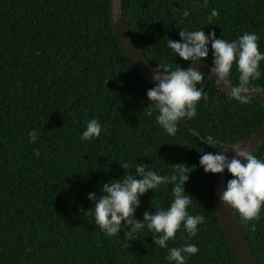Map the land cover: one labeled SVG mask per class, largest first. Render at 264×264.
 <instances>
[{
  "label": "trees",
  "instance_id": "trees-1",
  "mask_svg": "<svg viewBox=\"0 0 264 264\" xmlns=\"http://www.w3.org/2000/svg\"><path fill=\"white\" fill-rule=\"evenodd\" d=\"M108 8V0H0V264H175L166 259L168 251L185 243L199 248L187 264H239L214 207L213 174L205 173L199 159L219 151V142L254 134L264 120L262 105L253 98L246 104L229 98L204 77L197 87L207 99L197 103L194 118L184 120L201 138L212 136L217 143L210 147L181 121L169 136L156 122L158 112L148 115L146 93L153 86L125 55ZM122 9L155 68L189 66L167 47L168 39L181 40V29L215 31L229 42L254 33L264 54V0H207L206 7L205 0H122ZM213 9L219 15L209 24ZM201 62L213 66L210 44ZM260 71L251 88L264 87V61ZM238 76L234 64L232 85ZM92 119L101 124V134L84 141ZM34 129L38 138L30 142ZM253 154L264 160V143ZM124 163L133 175L144 163L146 170L169 177L174 164L186 163L184 189L192 197L187 211L205 217L197 234L189 238L182 225L168 248L155 245L146 226L132 237H125L130 226L105 235L89 211L95 202L88 194L102 195L103 183L122 179L128 171L120 166ZM231 178L226 171V182ZM172 187L164 184L142 195L135 218L143 220L155 207L167 209ZM237 216L264 264V206L259 222L244 223Z\"/></svg>",
  "mask_w": 264,
  "mask_h": 264
},
{
  "label": "clouds",
  "instance_id": "clouds-1",
  "mask_svg": "<svg viewBox=\"0 0 264 264\" xmlns=\"http://www.w3.org/2000/svg\"><path fill=\"white\" fill-rule=\"evenodd\" d=\"M207 0H205V7ZM184 17L189 15L185 10ZM219 12L213 9L208 17L209 24ZM181 40L168 39L167 47L184 61L189 62L187 68L177 67L172 70L168 65H160L154 70L153 80L157 83L147 90V99L151 110L158 112L157 124L162 127L169 136H174L178 131V123L183 119L190 120L196 116L197 103L207 99V95L201 85L204 81V73L197 70L194 65L205 60L209 55L211 45L213 66L210 68L212 78L219 85L230 87V96L240 103H250L249 95H242L254 91L251 82L261 76L260 62L264 61V54L259 50L258 36L254 33L245 32L231 42L222 38H216L215 31L206 34L202 29L194 31L182 30L179 33ZM237 66L239 73L237 85H232L229 77L233 65ZM102 131L101 124L92 119L87 122L81 139L90 141L99 137ZM30 142H35L38 133L34 129L29 132ZM204 141L214 148L217 143L212 136L203 138ZM223 145L215 154L204 152L199 159V166L205 173H223L225 169L232 178L227 181L226 189L220 193V201L231 206L244 223L251 221L259 222L260 212L264 206V160L258 159L246 148L239 144L231 146L234 155L229 158L222 152ZM35 154L40 155L36 150ZM186 163L174 164V173L162 176L148 169L144 163L135 166L133 175L128 163L120 166L128 170L122 179H113L101 186L102 195L97 193L88 194L89 200L94 201V208L90 209L96 225L101 231L109 236H116L122 228L130 230L125 232V237L143 230L145 226L153 233L154 244L160 248H168V241L175 239L177 232L183 225L189 238L195 236L198 225L205 222L203 215H190L187 211L191 204V196L186 195L184 184L189 180V169ZM192 170L195 169L196 165ZM191 170V171H192ZM137 177H140L137 179ZM171 183V191L174 199L167 209L155 207L154 213L145 211L143 220L135 218L136 209L140 205V197L149 190H155L159 186ZM252 231L256 225L251 224ZM196 244L185 243L182 247H172L166 257L175 264H187L188 259L198 253Z\"/></svg>",
  "mask_w": 264,
  "mask_h": 264
},
{
  "label": "water",
  "instance_id": "water-1",
  "mask_svg": "<svg viewBox=\"0 0 264 264\" xmlns=\"http://www.w3.org/2000/svg\"><path fill=\"white\" fill-rule=\"evenodd\" d=\"M108 5L110 25L125 55L128 57L129 61L139 72V74L148 83L154 86L157 82L153 80L152 77L156 68L153 67L145 59L143 52L138 47L135 38L132 35L129 26L125 20L122 9V0H108ZM194 67L204 73L205 77L210 79L221 93L225 94L229 98H232L230 96V87L219 85L215 81L214 76L212 78L209 77L211 76L210 68L212 67V65L206 62H199L198 64L194 65ZM252 89H254V91H250V93L242 95H249L250 98H253L258 101L262 105V108L264 110V87H255ZM181 122L190 130V132L194 133L196 136L201 138L200 133L191 129V127L186 123L183 118ZM201 139L204 141L203 138ZM219 143L220 149L223 145L222 152H224V154H226L229 158L234 155V153L231 151V146L234 144H239L241 148H246L249 152L253 153L261 144L264 143V120L260 128L249 137L237 140L229 144H226L224 142ZM226 171L227 169H225L222 174H213V198L218 220L223 229L228 245L233 251L238 263L259 264L243 232L237 214L234 212L231 206L220 201L219 195L226 189L227 185Z\"/></svg>",
  "mask_w": 264,
  "mask_h": 264
}]
</instances>
